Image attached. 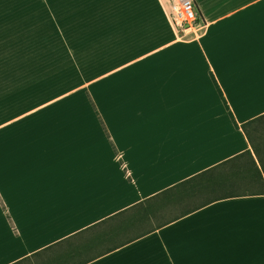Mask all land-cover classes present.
Segmentation results:
<instances>
[{"label":"crops","instance_id":"obj_1","mask_svg":"<svg viewBox=\"0 0 264 264\" xmlns=\"http://www.w3.org/2000/svg\"><path fill=\"white\" fill-rule=\"evenodd\" d=\"M38 1L0 0V79L33 77L51 30L100 7ZM195 2L206 23L199 38L108 69L89 98L1 118L0 264L44 249L41 259L57 264H264V192L213 201L129 240L162 210L145 218L131 207L248 150L241 129L264 114V0L240 10V0Z\"/></svg>","mask_w":264,"mask_h":264},{"label":"rangeland","instance_id":"obj_2","mask_svg":"<svg viewBox=\"0 0 264 264\" xmlns=\"http://www.w3.org/2000/svg\"><path fill=\"white\" fill-rule=\"evenodd\" d=\"M121 1L100 0L99 13L82 15V24L71 23L68 16L66 25L62 24L64 30L52 29V44L45 49L44 61L34 62L33 77L0 79V120L45 102L89 98L92 80L108 69L139 54L155 52L161 44L185 38L171 25L175 0H126L132 11L105 13ZM55 15L46 11L39 14L52 23L51 27L58 26ZM81 25L82 29L76 28Z\"/></svg>","mask_w":264,"mask_h":264},{"label":"trees","instance_id":"obj_3","mask_svg":"<svg viewBox=\"0 0 264 264\" xmlns=\"http://www.w3.org/2000/svg\"><path fill=\"white\" fill-rule=\"evenodd\" d=\"M244 153L245 151L131 207L130 210H135L140 213L139 217L145 218H149L150 214H157L160 208L162 210L160 216L156 217L155 225L143 228L129 240L213 201L233 195L264 192V164L259 162V155H253L249 158L243 155ZM170 205L174 208L172 211L162 212L163 208H165L163 206L169 207ZM116 246L118 245L111 247V249ZM48 250L44 249L41 251L45 253ZM44 261L46 264H57V260L52 258L44 259ZM82 262L77 261L69 264H82ZM13 264H17V262Z\"/></svg>","mask_w":264,"mask_h":264},{"label":"built area","instance_id":"obj_4","mask_svg":"<svg viewBox=\"0 0 264 264\" xmlns=\"http://www.w3.org/2000/svg\"><path fill=\"white\" fill-rule=\"evenodd\" d=\"M170 20L177 34L185 37L183 39H187L189 35L192 39H197L206 29V23L195 0H175Z\"/></svg>","mask_w":264,"mask_h":264},{"label":"snow or ice","instance_id":"obj_5","mask_svg":"<svg viewBox=\"0 0 264 264\" xmlns=\"http://www.w3.org/2000/svg\"><path fill=\"white\" fill-rule=\"evenodd\" d=\"M241 5L244 7L248 6L245 0H240V4L233 5V8L240 10ZM229 14L232 15L234 13L230 11ZM241 131L244 133L245 139L249 141V149L246 150L243 155L249 158L253 155H259V162L264 164V114L246 122ZM252 149L256 150L255 153ZM44 255L45 253L43 251L37 254H29L28 256L20 258L17 264H46V262L41 259Z\"/></svg>","mask_w":264,"mask_h":264}]
</instances>
